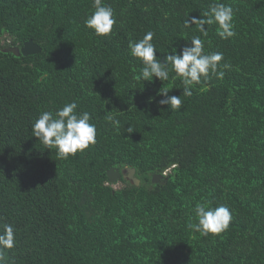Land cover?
Wrapping results in <instances>:
<instances>
[{
	"label": "trees",
	"instance_id": "obj_1",
	"mask_svg": "<svg viewBox=\"0 0 264 264\" xmlns=\"http://www.w3.org/2000/svg\"><path fill=\"white\" fill-rule=\"evenodd\" d=\"M92 3L0 0V231L15 230L8 264H264V0H104L116 19L107 36L85 26ZM218 3L233 8L235 36L221 39L216 24L207 35L185 26ZM149 31L161 60L199 36L230 68L191 96L171 70L164 82L138 79L143 64L129 42ZM29 40L40 53L5 50ZM162 88L181 95L179 110L159 104ZM71 102L90 114L96 143L63 159L32 126ZM112 167L136 168L141 184L121 178L115 188ZM208 201L231 210L220 234L188 227Z\"/></svg>",
	"mask_w": 264,
	"mask_h": 264
},
{
	"label": "clouds",
	"instance_id": "obj_2",
	"mask_svg": "<svg viewBox=\"0 0 264 264\" xmlns=\"http://www.w3.org/2000/svg\"><path fill=\"white\" fill-rule=\"evenodd\" d=\"M93 11L85 20V26L94 30L97 36H107L112 33L116 24L114 10L104 3V0H93ZM234 12L230 5L214 4L204 17H192L185 26L196 25L199 32L207 35L205 25L216 24L217 35L221 39H229L236 35L234 31ZM154 33L149 31L138 42H129L130 54L142 61L138 79L151 82L158 78L161 82L170 78V70L178 76L184 85L183 96H191L192 86L207 80L210 74L223 78L221 68L228 69V63L221 64L223 53H205L204 42L199 36L190 40V45L183 47L179 53H167L163 60L157 55L152 43ZM170 89H160L158 95L165 99L160 105H168L173 110L182 106L180 96H168ZM150 98V102H151ZM76 102L65 104L55 113L43 111L32 126V134L38 138L46 148L55 149L60 158L67 159L77 152H83L96 143V125L91 123L88 112L77 113ZM106 119L116 128L119 120L109 114ZM131 133V127L128 128ZM196 223H190L189 228L201 235L220 234L226 231L232 220L231 210L224 205L212 207L211 202L197 203L195 206ZM15 247V230L11 224H4L0 231V264H8V250Z\"/></svg>",
	"mask_w": 264,
	"mask_h": 264
},
{
	"label": "water",
	"instance_id": "obj_3",
	"mask_svg": "<svg viewBox=\"0 0 264 264\" xmlns=\"http://www.w3.org/2000/svg\"><path fill=\"white\" fill-rule=\"evenodd\" d=\"M5 50L9 52H14L17 56H20L21 54L27 56L31 54L40 53L42 48L40 45L35 43L33 40H29L21 48L10 47ZM108 176H109L110 182L112 183L119 181L121 178H125V179L132 181L136 185L141 184V180L136 176V168H132V167H127L123 171L120 168L112 167L108 171ZM162 177H163L162 175L155 174L153 181L158 182L160 181Z\"/></svg>",
	"mask_w": 264,
	"mask_h": 264
},
{
	"label": "rangeland",
	"instance_id": "obj_4",
	"mask_svg": "<svg viewBox=\"0 0 264 264\" xmlns=\"http://www.w3.org/2000/svg\"><path fill=\"white\" fill-rule=\"evenodd\" d=\"M0 42L4 43L5 42V36H0ZM122 186V183L121 182H116L114 183V187L115 188H119Z\"/></svg>",
	"mask_w": 264,
	"mask_h": 264
},
{
	"label": "flooded vegetation",
	"instance_id": "obj_5",
	"mask_svg": "<svg viewBox=\"0 0 264 264\" xmlns=\"http://www.w3.org/2000/svg\"><path fill=\"white\" fill-rule=\"evenodd\" d=\"M125 169H126V168H123V169H121V170L123 171V170H125Z\"/></svg>",
	"mask_w": 264,
	"mask_h": 264
}]
</instances>
